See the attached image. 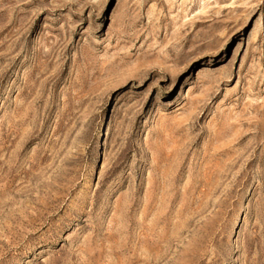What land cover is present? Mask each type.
Returning <instances> with one entry per match:
<instances>
[{"label":"rangeland","instance_id":"374dc122","mask_svg":"<svg viewBox=\"0 0 264 264\" xmlns=\"http://www.w3.org/2000/svg\"><path fill=\"white\" fill-rule=\"evenodd\" d=\"M0 264H264V0H0Z\"/></svg>","mask_w":264,"mask_h":264}]
</instances>
